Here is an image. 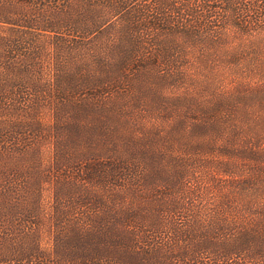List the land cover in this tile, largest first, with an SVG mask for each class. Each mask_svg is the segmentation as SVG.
Listing matches in <instances>:
<instances>
[{"label":"trees","instance_id":"16d2710c","mask_svg":"<svg viewBox=\"0 0 264 264\" xmlns=\"http://www.w3.org/2000/svg\"><path fill=\"white\" fill-rule=\"evenodd\" d=\"M0 69V264H264V0H0Z\"/></svg>","mask_w":264,"mask_h":264},{"label":"rangeland","instance_id":"374dc122","mask_svg":"<svg viewBox=\"0 0 264 264\" xmlns=\"http://www.w3.org/2000/svg\"><path fill=\"white\" fill-rule=\"evenodd\" d=\"M5 70H1L0 69V77H2V79L3 80H5L7 77V75H5V72H4ZM0 81H1V79H0ZM44 111V112H43ZM42 112L43 113H45L46 115L47 114H49V112H47V110L45 109V110H43ZM43 124L44 125H52V123H51V119H50V116H46V118L44 119V121H43ZM48 156V154H46V153H44V155H43V157H47ZM216 159L218 158V157H215ZM42 160V159H41ZM40 160V161H41ZM38 164H41V162H37V165ZM43 164H46V160H44L43 161ZM31 165H33L34 166V162H29L26 166H27V168H29ZM213 176L216 178V179H218L219 181L218 182H216L215 184L217 185V187H218V183H220V180H226V178L225 177H223L221 174H217L216 172L213 174ZM221 190V189H220ZM52 195L53 194H51V188L49 189V188H47V190H44V192H43V195H42V198L44 199V207H45V209L47 210L46 212H51V208L50 207H52V205H51V198H52ZM51 197V198H50ZM218 202V201H217Z\"/></svg>","mask_w":264,"mask_h":264}]
</instances>
